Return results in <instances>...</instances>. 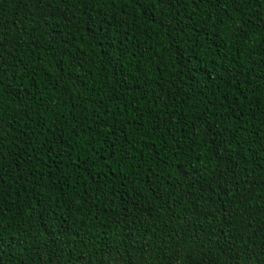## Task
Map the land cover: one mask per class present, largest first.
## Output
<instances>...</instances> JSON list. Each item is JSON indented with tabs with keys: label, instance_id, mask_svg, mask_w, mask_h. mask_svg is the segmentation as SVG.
<instances>
[{
	"label": "trees",
	"instance_id": "1",
	"mask_svg": "<svg viewBox=\"0 0 264 264\" xmlns=\"http://www.w3.org/2000/svg\"><path fill=\"white\" fill-rule=\"evenodd\" d=\"M0 264H264V0H0Z\"/></svg>",
	"mask_w": 264,
	"mask_h": 264
}]
</instances>
